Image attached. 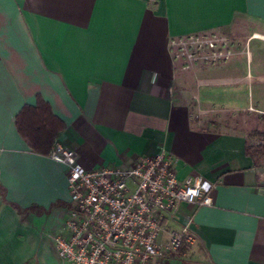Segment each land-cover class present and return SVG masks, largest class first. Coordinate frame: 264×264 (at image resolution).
I'll use <instances>...</instances> for the list:
<instances>
[{
	"label": "crops",
	"instance_id": "obj_1",
	"mask_svg": "<svg viewBox=\"0 0 264 264\" xmlns=\"http://www.w3.org/2000/svg\"><path fill=\"white\" fill-rule=\"evenodd\" d=\"M238 19L256 23L244 45L264 47V0H0V264H57L50 231L66 233V166L15 122L38 99L63 124L51 146L74 149L87 169L164 149L177 179L215 184L211 205L165 213L164 238L183 225L195 235L171 264H264V158L248 155L246 131L211 118L261 109L250 85L263 66L253 74L240 51L189 68L170 45Z\"/></svg>",
	"mask_w": 264,
	"mask_h": 264
},
{
	"label": "built area",
	"instance_id": "obj_2",
	"mask_svg": "<svg viewBox=\"0 0 264 264\" xmlns=\"http://www.w3.org/2000/svg\"><path fill=\"white\" fill-rule=\"evenodd\" d=\"M230 43L226 35L194 32L171 39L170 45L177 49L174 57L187 58L188 66L229 59L234 54ZM248 109L257 111L251 105ZM49 157L66 166V233L53 240L68 264H171L195 235L183 225L164 238L165 213L180 202L212 204L215 184L200 175L177 179L175 159L164 149L126 167L87 169L74 149L58 142Z\"/></svg>",
	"mask_w": 264,
	"mask_h": 264
},
{
	"label": "rangeland",
	"instance_id": "obj_3",
	"mask_svg": "<svg viewBox=\"0 0 264 264\" xmlns=\"http://www.w3.org/2000/svg\"><path fill=\"white\" fill-rule=\"evenodd\" d=\"M253 29H256L255 22L246 19L245 20L238 19L234 23V25L230 27L228 30L207 29L200 31V33H205V34L216 33L218 35H223V36L226 35L229 39V43L232 42L230 44L232 50L234 51V54H232L229 59H220L217 61H198L195 63L193 62L189 64L188 67L192 68L194 67L193 65L195 64H222L230 61L231 59H233V57H235L238 53H240V51H242V53L247 54L248 52H250L253 55L252 61L249 62V69L251 70V72L255 74L257 72V67L263 66L261 70L264 73V51H263L264 49L262 50V48L264 47H260L259 45H257L258 43L257 40L250 41L248 47L247 45L246 46L244 45V42L246 44V41L248 40L249 36L253 35V31H251ZM172 54L173 56L177 54V49L175 46L172 49ZM175 59L184 63L188 62L187 58H183L179 56H176ZM250 93L253 95L254 103L256 104L257 102L258 106L261 109L254 107L257 109V111L248 109L245 111H241L239 113L231 112V114H229L228 111H220L217 112L218 114L213 115L211 118H214L215 121L218 123L225 122L226 124H230V126L235 127L238 130L246 131V133L248 134L249 142L256 144L259 138L257 139L252 132L254 130L264 131V121L261 118V116H264V113L258 112V110L264 111V81L252 83L250 85ZM50 232L51 235L49 236V238L52 241L53 237L56 234H59L60 231L59 228H56ZM57 258H58L57 264H67V262H65L63 259L59 257Z\"/></svg>",
	"mask_w": 264,
	"mask_h": 264
},
{
	"label": "trees",
	"instance_id": "obj_4",
	"mask_svg": "<svg viewBox=\"0 0 264 264\" xmlns=\"http://www.w3.org/2000/svg\"><path fill=\"white\" fill-rule=\"evenodd\" d=\"M264 121V116H261ZM16 126L30 146L40 152L49 154L55 136L63 128L62 122L51 112L49 105L38 99L34 105H25L16 115ZM253 135L259 140L256 144L249 142L246 152L254 162L264 158V131L254 130ZM263 141V142H262Z\"/></svg>",
	"mask_w": 264,
	"mask_h": 264
},
{
	"label": "bare ground",
	"instance_id": "obj_5",
	"mask_svg": "<svg viewBox=\"0 0 264 264\" xmlns=\"http://www.w3.org/2000/svg\"><path fill=\"white\" fill-rule=\"evenodd\" d=\"M254 36H257V37H262L261 35H258V34H254Z\"/></svg>",
	"mask_w": 264,
	"mask_h": 264
}]
</instances>
